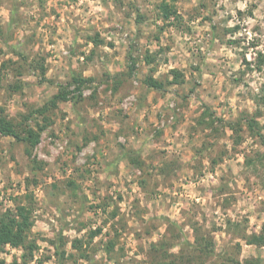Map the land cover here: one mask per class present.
Here are the masks:
<instances>
[{"label": "rangeland", "instance_id": "obj_1", "mask_svg": "<svg viewBox=\"0 0 264 264\" xmlns=\"http://www.w3.org/2000/svg\"><path fill=\"white\" fill-rule=\"evenodd\" d=\"M161 1L0 0V107L10 118L22 123L74 76L91 78L39 119L47 127L35 147L0 137V213L32 200V264H57L51 241L61 239L62 264H151L152 243L171 237L166 218L182 226L175 244L193 242L195 224L217 252L240 243V260H264V245L240 237L264 225V0H177L168 20ZM172 70L183 75L175 83ZM149 75L164 87L149 88Z\"/></svg>", "mask_w": 264, "mask_h": 264}, {"label": "trees", "instance_id": "obj_2", "mask_svg": "<svg viewBox=\"0 0 264 264\" xmlns=\"http://www.w3.org/2000/svg\"><path fill=\"white\" fill-rule=\"evenodd\" d=\"M177 0H162L159 7L161 9V17L165 19H171L172 17L177 18L178 12L173 4ZM141 15L139 14V21L141 20ZM95 42H101L99 39H95ZM152 59V58H151ZM42 71L44 73L45 69L42 66ZM132 68V67H130ZM174 75V82L179 81V78L183 76L181 72L178 70H172ZM91 78H85L82 76H74L72 81L63 87L52 96V98L45 104L40 107H36L29 112H25L21 114L22 123H17L10 118L8 114L5 113V109L0 107V137L3 136H12L18 142H25L29 145L28 150L35 147L39 141L42 131L47 127V124H41L39 119L42 117L43 120H48L49 111L58 107V103L61 101H68L71 97V90H69L68 86L72 84L76 85V90L80 89L82 85L86 82L90 81ZM145 84L149 88L153 89H162L164 87V83L154 76H147L144 80ZM9 87L13 91H17L21 89V86L18 84L9 85ZM264 91V85H263ZM73 92V91H72ZM81 94V93H80ZM260 100L264 104V94L261 96ZM208 112L204 111L201 116L200 123H203L207 118ZM211 115V114H210ZM256 116H246L245 121H247L248 128L252 135L261 136V131L259 130V124L257 122ZM34 119V125L30 123ZM215 119V120H214ZM212 119L216 121V118ZM213 123L211 124V126ZM230 128L234 131L237 128L233 124H229ZM258 132V134H257ZM264 136H262V141L264 143ZM264 155V154H263ZM249 163V160H248ZM74 184L73 181H71ZM32 194H27V197L32 199ZM15 207H9L4 212L0 213V264H32V261L35 257V252L39 249V245L35 239L30 238L31 229L34 224L33 213H34V205L32 200L28 201L30 203H23L21 198H15L14 200ZM165 218V217H163ZM167 231L171 233V237H167L165 239H160L157 242H153L150 247V263L151 264H203L209 258H214L219 261L221 264H264V260L261 258H245L240 260L237 256L241 251V244L236 243L234 248V253L229 255V251L222 250L220 252L216 251V243L214 238L209 231H202L199 226L195 224L194 231V241L190 240H179L177 244L176 239L178 236L174 231L181 232L182 235V226H179L175 222L171 221L169 218H166ZM231 225H233V221H229ZM240 223L236 222V226H239ZM102 229L98 228L97 230H91L90 236L93 238L97 234L101 233ZM180 235V233H179ZM244 239L248 244L263 246L264 245V225L263 229L260 233L253 232L251 234H247L244 232L240 236ZM172 240L174 242H172ZM182 241V242H180ZM51 243L56 246L55 254L57 255V264H62L63 258L66 255V250L63 248L66 245V241L60 240V242L51 241ZM177 245L181 246L179 252L174 253L173 248L177 247ZM20 248L22 249V254L20 259L14 257L11 262H7L1 254L3 252H7V247ZM72 246L75 249L80 250L79 256L82 258L86 257V253L83 250L82 240L75 239L73 241ZM115 247L113 241H109L106 245V249L108 251H112ZM43 260H39L38 264H42Z\"/></svg>", "mask_w": 264, "mask_h": 264}]
</instances>
